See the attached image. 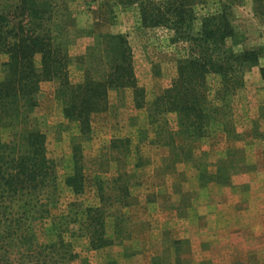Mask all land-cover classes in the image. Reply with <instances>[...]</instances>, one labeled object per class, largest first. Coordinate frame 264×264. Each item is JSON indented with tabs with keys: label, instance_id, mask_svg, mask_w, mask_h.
<instances>
[{
	"label": "trees",
	"instance_id": "obj_1",
	"mask_svg": "<svg viewBox=\"0 0 264 264\" xmlns=\"http://www.w3.org/2000/svg\"><path fill=\"white\" fill-rule=\"evenodd\" d=\"M58 1L0 0V54L7 57L0 78V264H12V250L36 264L77 257L63 235L66 228L52 226V221L63 215L52 216L48 202L42 199L49 188L57 196L58 183L55 163L47 155L45 134L35 123L40 83L56 81L54 97L62 106L64 118L77 123L80 141L89 132L92 114L106 109L110 89L129 88L134 106L146 105L126 34L98 36L88 48V56L83 57L82 80L70 81L69 57L61 53L51 29ZM115 1L137 6L141 27L164 28L170 32L171 43L185 44L183 56L176 61V76L149 104L150 122L172 112L177 115L178 133L185 142L206 136L221 110L224 118L230 113L236 92L244 87V71L257 64L260 56L256 49H233L242 41L232 21L235 0L220 2L217 9L200 18L198 27L195 0ZM252 4L255 14L264 17V0H252ZM36 54L40 55L39 67ZM260 71L264 76L263 67ZM209 74L219 77L213 99L208 93ZM214 102L222 106L218 108ZM220 125L225 134L235 130L226 119ZM2 129L7 131V139L2 138ZM73 150V170L64 183L79 195L83 191L82 158L77 153L79 145ZM77 214L86 222L90 248L111 245L104 234L108 214L101 205L86 207ZM49 220L51 238L41 243L36 223Z\"/></svg>",
	"mask_w": 264,
	"mask_h": 264
},
{
	"label": "rangeland",
	"instance_id": "obj_2",
	"mask_svg": "<svg viewBox=\"0 0 264 264\" xmlns=\"http://www.w3.org/2000/svg\"><path fill=\"white\" fill-rule=\"evenodd\" d=\"M195 1L198 27L203 15L214 11L220 2L226 0ZM233 17L237 35L242 38L233 49L259 50L260 56L255 65L263 64L264 17L255 14L252 0H235ZM51 29L60 42L61 53L69 57L68 74L72 83L82 80L83 57L88 56V48L94 46L98 36L104 33L126 34L133 51L137 81L144 88V107L134 106L131 89H110L106 109L92 114L89 132L80 141L77 123L64 118L62 106L54 97L56 81L44 80L40 83L38 106L34 112L35 123L45 134L47 155L55 163L58 183V195L49 188L43 192L42 199L48 202L52 216L63 215V218L54 219L52 226L66 228L63 235L77 255L73 260L64 259L54 264H124L121 261L124 253L134 251V247L138 246L136 242L141 248L145 246V231L150 226L147 219L151 216L149 202L167 200L170 209L182 215L190 208L188 206L194 197L193 186L204 185L214 179L209 171L216 169L217 180L226 178L222 164L216 161L218 155L214 153L235 155L240 151L234 144L227 145L224 136L235 142L244 133L243 130L242 134L240 132L244 120L240 116L239 105L248 104V100L253 106L256 99L260 103L263 101L259 94L257 97L249 92L246 96L243 73L244 87L236 92L230 113L224 118L221 110L206 136L184 145V139L178 133L177 115L165 113L152 123L148 108L154 97L176 76V61L184 54V43H171L170 32L164 28L141 27L137 6H122L115 0L58 1ZM228 45H231L230 41ZM6 59V55L0 54V78L2 63ZM35 63L40 66L39 54L35 56ZM207 84L209 97L213 99L219 77L209 74ZM214 106L219 108L222 105L221 102H214ZM263 109L261 107L260 111ZM223 119L235 130L225 134L220 125ZM253 123L257 121L254 119ZM2 130V138L7 139V131ZM123 141L128 147L127 152L123 149ZM209 144L216 148L210 150ZM78 145L77 153L82 158L83 167V191L75 195L65 185L64 179L72 173L73 149ZM100 205L108 214L104 219V234L112 243L94 250L89 245L84 217L77 213L86 207ZM49 222L36 223L37 238L41 243L49 242L51 238L47 230ZM52 239H55L54 236ZM173 247L175 253L177 241H174ZM106 249L108 260L102 262L101 251ZM9 257L12 264H36L35 260L20 256L16 250L10 251ZM174 260L175 263L185 264L187 258L174 254Z\"/></svg>",
	"mask_w": 264,
	"mask_h": 264
},
{
	"label": "crops",
	"instance_id": "obj_3",
	"mask_svg": "<svg viewBox=\"0 0 264 264\" xmlns=\"http://www.w3.org/2000/svg\"><path fill=\"white\" fill-rule=\"evenodd\" d=\"M260 67L264 63L244 71V90L246 96L259 94L263 102L256 99L254 106L249 100L239 105L244 120L239 130L244 133L235 142L224 136L227 145L234 144L240 151L235 155L214 153L226 178L217 180L216 169L209 171L214 179L193 186L190 208L182 215L170 209L167 200L149 202L145 246L136 242L134 251L124 253V264H182L175 263L174 254L185 256V264H264V109L260 111L264 77ZM212 148L216 147L209 144ZM174 241L178 246L175 253ZM101 252L102 262L108 260L107 249Z\"/></svg>",
	"mask_w": 264,
	"mask_h": 264
}]
</instances>
